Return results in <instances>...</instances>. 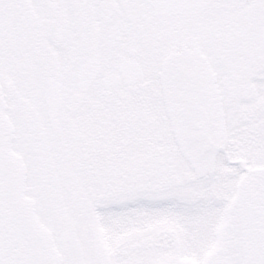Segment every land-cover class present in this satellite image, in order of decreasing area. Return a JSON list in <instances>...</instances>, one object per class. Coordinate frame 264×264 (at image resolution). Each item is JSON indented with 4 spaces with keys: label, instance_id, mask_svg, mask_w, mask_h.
<instances>
[{
    "label": "snow or ice",
    "instance_id": "obj_1",
    "mask_svg": "<svg viewBox=\"0 0 264 264\" xmlns=\"http://www.w3.org/2000/svg\"><path fill=\"white\" fill-rule=\"evenodd\" d=\"M0 264H264V0H0Z\"/></svg>",
    "mask_w": 264,
    "mask_h": 264
}]
</instances>
